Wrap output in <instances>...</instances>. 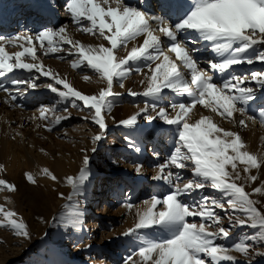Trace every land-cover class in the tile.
<instances>
[{"label": "snow or ice", "instance_id": "1", "mask_svg": "<svg viewBox=\"0 0 264 264\" xmlns=\"http://www.w3.org/2000/svg\"><path fill=\"white\" fill-rule=\"evenodd\" d=\"M165 4L166 14L156 15L125 0H65L62 7L76 31L102 42L85 44L74 39L69 24L36 33L0 36V77L17 70L34 72L38 75L32 79L11 80L16 92L43 88L57 95V103L70 101L80 111L87 110L83 119L98 126L91 138V151L95 152V145L106 137V116L114 107L113 98L122 95L113 91L114 84L123 89L134 71L143 75L140 83L145 85L144 91L129 89L128 94L152 97L157 103L146 104L119 124L134 127L143 113L149 122L158 119L175 126L174 148L152 177L165 182L168 191L162 197L154 195L145 200L146 207L137 210V222L123 233L128 236L156 227L162 235L159 239L142 237L136 258L129 256L125 264H254L257 257L264 258V250L255 246H264V152L250 151L239 131L221 126L213 115L193 120L192 114L199 105L237 128H247L249 121L257 122L248 113L258 99L257 87L253 85L264 92V71L245 75L231 69L245 63H264V0H188L186 5L165 0ZM141 37V44L133 43ZM201 42H206V50L210 48L214 56L206 62L207 68H202L195 58L199 49L189 47ZM130 43L133 46L129 50ZM9 47L19 50L10 52ZM61 53L72 57L73 69L90 70L106 86L95 94H85L41 58ZM58 58L64 60L65 55ZM216 73L221 77L219 81L214 79ZM41 77L48 80L38 82ZM83 79L91 81L92 77L84 75ZM0 89L9 93L10 101L16 100L12 89L3 85ZM165 90L188 98L187 102L171 103L174 115L167 108L158 107ZM257 107L264 125V101ZM38 112L36 119L47 121L43 126L49 132L71 116L58 114L56 106H41ZM82 151L83 166L78 175L65 177L72 190L68 200L83 193L91 175L88 150ZM135 170L140 173L142 167ZM181 170L190 176L185 178ZM3 171L5 167L0 164V172ZM41 174L58 181L47 167ZM24 175L27 182L37 184L32 172ZM206 189L219 195L205 194L191 204L183 199ZM17 190L14 183L0 178V192ZM82 216L77 205L76 210L62 217L66 221L64 227L79 230ZM189 218H199V222H190ZM0 227L10 228L17 236L30 237L27 223L3 204ZM244 227L256 231L232 245L218 243L230 238L234 229Z\"/></svg>", "mask_w": 264, "mask_h": 264}, {"label": "rangeland", "instance_id": "2", "mask_svg": "<svg viewBox=\"0 0 264 264\" xmlns=\"http://www.w3.org/2000/svg\"><path fill=\"white\" fill-rule=\"evenodd\" d=\"M156 4L154 2V5ZM33 17L32 14L25 16L24 20L26 21H22L23 25H19L26 27L23 32L36 33L33 28H36V24L41 23V20L35 21ZM31 20L33 23L27 25ZM43 27L37 29V32L43 31L48 26L42 29ZM70 31H73L72 37L74 39H79L85 44L102 42L91 35L76 31V28H70ZM23 32L10 31L5 37L15 36ZM9 48L8 51L10 52L19 50ZM59 55H65V59H59ZM41 58L46 66L66 77L76 89L85 94H95L100 88L106 86L105 82L99 81L90 70L85 69L81 72L73 69L71 67L72 57L66 54H50ZM140 67H144V65L141 64ZM231 71L235 74L245 75L252 71H264V63L236 65ZM34 75L38 74L17 70L6 77H0V85L12 89V93L19 97L16 98L17 102L10 101L9 93L0 89V97L3 98L1 106L5 105L0 108V144L3 145L8 137L11 141L15 137L13 140H18L16 143L26 148L25 150L20 148L17 152L19 158L16 167L12 166L13 159L3 156L5 149L0 145V164L5 167V171L0 172V178L14 183L18 189L14 193L0 192V204L14 210L27 223L30 232V237L24 238L15 235L8 227H0V264H125L129 256L136 258V253L142 246V237L159 239L162 235L161 230L156 227L141 229L128 236L123 235V233L135 225L137 210L146 207L143 204L145 200H149L154 195L162 197L168 191L169 186L165 182L153 180L152 177L157 173V166L164 162L174 148L175 126H169L158 119L149 122L143 118L145 115L143 113L134 127L119 124L120 120L127 119L140 111L146 104L157 103L152 97L128 94L129 89L138 93L144 91L141 84H138L134 78L140 73L134 71L125 81L123 89L114 84L113 91L122 93V95L113 98L114 107L106 116L108 124L106 137L95 145L96 151L92 152L91 149L94 146L91 143V138L98 132V126L90 120L83 119L84 116L88 115L87 110L80 111L77 107L72 106L70 101L57 103L56 94H52L51 91L43 88L35 89V92L32 90L23 93L16 92L10 83L13 79L29 80ZM84 75L91 76V81H85ZM214 79L219 81L221 77L217 74V77L214 75ZM46 80L48 78L41 77L38 82ZM253 86L257 87L258 99L248 114L256 117V125L263 133L256 140L258 144L264 145V125L260 123L259 111L261 109L257 107L264 101V92L260 91L258 86ZM176 95L167 90L164 91L163 97L172 102L171 98ZM184 99L185 97L175 100H178L176 102H185ZM4 101L7 103L5 104ZM160 103L158 102V107ZM41 106H56L58 114L71 113V116L49 132L43 126L47 121L36 119L39 116L38 109ZM167 107L171 109L170 106H165V108ZM7 110L17 111L18 118L12 124L7 120ZM149 111L151 112V109ZM168 111L172 112V110ZM198 118V115L192 114L193 120ZM224 122L229 126L234 125L230 121ZM38 124L41 127H37ZM149 124H153L155 130L146 133V135L141 134L144 126ZM161 130L165 131L164 134H161ZM18 132L22 136L18 135ZM159 142L164 144L159 145L161 149L152 147L153 144L151 143L158 146ZM143 145L145 151L141 156H136ZM137 148L139 151L136 150ZM40 149H44V152H41ZM82 149L88 150L91 175L84 185L83 193L73 197L72 200H68L67 197L72 190L66 184L65 177L78 175L79 169L83 166L84 152ZM260 152H264L262 148ZM28 154L33 157L31 160H28ZM156 154L159 157L155 159L153 157ZM137 166L146 170L141 174L137 173L135 170ZM44 167L56 175L58 181H53L42 175L41 170ZM147 169L150 173H148V177L151 180L143 186H137V177L145 175ZM29 171L36 176V185L27 182L25 179L24 174ZM181 171L185 178L190 176V173ZM261 175L264 179V172ZM154 184L158 186L157 190L153 192ZM246 190L250 191L251 189L247 188ZM130 191L132 192L130 193ZM205 194L219 195L214 190L206 189L204 192L185 196L183 199L191 204ZM127 204H131L132 207L127 208ZM77 205L83 213L82 226L79 230L71 227L65 228L66 221L62 217L76 210ZM221 215L224 213L221 212ZM189 219L190 222L193 219L199 222V218ZM225 226H227L226 219ZM255 231V229L247 227L236 228L231 233L230 238L220 240L218 243L232 245L234 242L244 239L245 235L254 234ZM87 245H92V247L88 248ZM255 246L258 250H264V246L259 244ZM254 264H264V258L257 257Z\"/></svg>", "mask_w": 264, "mask_h": 264}, {"label": "bare ground", "instance_id": "3", "mask_svg": "<svg viewBox=\"0 0 264 264\" xmlns=\"http://www.w3.org/2000/svg\"><path fill=\"white\" fill-rule=\"evenodd\" d=\"M64 2H65V0H9V1L0 0V35H2V36L4 35V37H5V35H7V32H10V31H21V32L25 31L26 27L25 26L21 27L19 25L20 24L23 25V22L26 21V20H24L25 16L27 17V15H29V14L34 15L33 18H34L35 21L36 20L37 21L41 20V23L36 24V28H33V30L36 31V32H37V29H39V28H41L43 26L44 27L48 26L47 28H57V27H59L62 24H69L70 28L74 29L75 25H73L71 23V21L69 20V18L65 15L64 9L62 7ZM154 2H156L157 4L154 5ZM168 2H170V3H180V4H185L186 5L188 0H168ZM125 3L131 4L132 6H139L141 9H143L145 11H149V12H151L153 14H156V15H165L166 11H167L165 0H156V1H153V0H142V1L141 0H125ZM27 21H29V20H27ZM32 23H33V21L31 20V22H28L27 25H31ZM44 27L42 29H44ZM23 33H25V32H23ZM26 33H28V32H26ZM71 33H73V31ZM161 38L165 39L163 36ZM142 40H143V37L139 38L137 41H135L133 43L136 44V45H139V44L142 43ZM132 46H133V44H130V49H131ZM189 47H194L196 49H199V51H197L195 53V58L199 61L200 66L202 68H207L208 66H207L206 62L209 59H214V56L211 53L210 48H208L206 50V42L197 43L195 45H189ZM12 50H14V49H12ZM10 51H11V49H10ZM207 51H209V52H207ZM169 55L172 56L173 59L175 58L174 54L169 53ZM177 62L180 63L179 61H177ZM44 64H45V62H44ZM146 71L147 70L145 69V72ZM217 74L218 73H216L214 75H216V77H217ZM134 78L136 79V82L138 84H141L140 82H141V80L144 79V76L140 74V75L135 76ZM141 86H142L143 89L145 88V85H141ZM32 91L35 92V90H32ZM32 91H31V93L33 94ZM165 91H167V90H165ZM28 92H29V90H28ZM163 96H164V93H163ZM22 97H20V98H22ZM17 98H19V97L17 96ZM176 98H182V97L176 95L175 97L171 98L172 102L178 101V100H175ZM187 99L188 98L185 97V99H184L185 102H187ZM22 100H24V99H22ZM21 102H23V101H21ZM172 102H171V100H165L164 99L163 101H161L159 107L170 106ZM2 103H3V98L0 97V108L5 106V105L1 106ZM6 103L7 102H5V104ZM9 104L12 105V103H9ZM13 104H14V102H13ZM6 108H7V106H6ZM167 109L171 110L168 107H167ZM16 112L7 110V116H8L7 120H8L9 123H11V124L14 123L13 121L18 118V115H17ZM170 113L174 115V113H172L171 111H170ZM193 113L198 115L199 117L201 115H213L215 121L217 123L221 124V126H223L225 128L232 129V130L239 131L241 133L242 137L247 142L248 148H249L250 151L255 152V153H259L261 148L264 151V145L258 144L257 140H256L257 137H261V135L263 134L258 129L259 127H257V125H256L257 122L253 123V122L249 121L248 122L249 126L247 128H237L236 125L229 126L227 123L222 121L220 119V117L215 116V114L211 113L210 111H208L206 109H203L199 105H197V107H196V109H194ZM152 115H155V113H152ZM237 119H239V114H237ZM25 122H27V121L25 120ZM154 130H155L154 125L153 124H149V125L144 126V128L141 130V134H145L146 135V133L154 131ZM163 132H165V131H162L161 134H164ZM17 141L18 140H16V139L15 140L12 139V141H11L9 139V137H8V140H5L3 145L0 144L1 147L5 149L4 152H3V156L13 159L12 166H16V167H17L16 163H18V158H19V155H18L17 152L20 150V148L22 150L26 149L24 146L18 145L16 143ZM162 142H159L158 146L154 145L155 143H151V144H153L152 147H154L155 149L159 150V149H161L159 147V145L160 146L164 145ZM144 148L145 147L143 145L141 147L140 151L136 153V156H141L142 153L145 151ZM29 151H31V150H29ZM162 152H163V150H162ZM28 156L30 157V158L28 157V160H31L33 158L30 154H28ZM12 157H14V158H12ZM158 157H159V155H156L153 158L156 159ZM145 170H146L145 168H142V171L140 172V174L142 172H144ZM148 173L149 172H148V169H147L146 173H144L145 175H140V176L137 177V179H136L137 186H139V185L143 186V185H145L147 182H149L151 180L148 177ZM157 186H158L157 184H154L153 189H152L153 192L157 190ZM131 192L132 191H130V193ZM130 193H128V194H130ZM99 194H97V195H99Z\"/></svg>", "mask_w": 264, "mask_h": 264}]
</instances>
